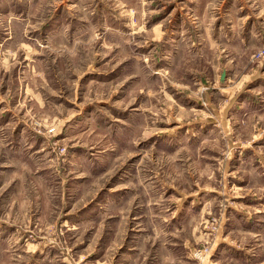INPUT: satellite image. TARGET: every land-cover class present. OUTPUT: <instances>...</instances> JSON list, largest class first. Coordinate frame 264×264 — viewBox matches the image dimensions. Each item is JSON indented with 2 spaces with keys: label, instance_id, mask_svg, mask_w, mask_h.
Listing matches in <instances>:
<instances>
[{
  "label": "rangeland",
  "instance_id": "obj_1",
  "mask_svg": "<svg viewBox=\"0 0 264 264\" xmlns=\"http://www.w3.org/2000/svg\"><path fill=\"white\" fill-rule=\"evenodd\" d=\"M169 254L264 264V0H0V264Z\"/></svg>",
  "mask_w": 264,
  "mask_h": 264
},
{
  "label": "crops",
  "instance_id": "obj_2",
  "mask_svg": "<svg viewBox=\"0 0 264 264\" xmlns=\"http://www.w3.org/2000/svg\"><path fill=\"white\" fill-rule=\"evenodd\" d=\"M168 256V259H163V260H161V261H158L159 263L158 264H167V263H170L171 261H173V255H171V254H169V255H167ZM145 257V256H144ZM143 256H142V260H140L139 261V264H141V262L142 261H144V258ZM163 258H166V255L165 256H163ZM134 261V260H133ZM160 262H162V263H160ZM129 264H132V263H130V261H129ZM134 264V263H133ZM136 264V263H135Z\"/></svg>",
  "mask_w": 264,
  "mask_h": 264
}]
</instances>
